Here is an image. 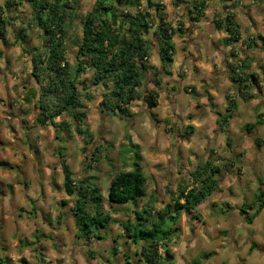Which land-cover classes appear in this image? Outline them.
I'll use <instances>...</instances> for the list:
<instances>
[{
	"label": "rangeland",
	"instance_id": "1",
	"mask_svg": "<svg viewBox=\"0 0 264 264\" xmlns=\"http://www.w3.org/2000/svg\"><path fill=\"white\" fill-rule=\"evenodd\" d=\"M15 1L16 6L10 8L7 15L11 21L17 22L11 25L7 32L6 43L3 44L0 40V109L2 111L0 113L3 114L1 117L9 118V121L4 122L0 118V126L8 127L16 118L21 127L17 128V125H14L16 130L12 131L11 140L0 135V141L2 139L6 144L12 146L13 141L17 143V149L8 147L6 151L4 150V155L0 153V160L16 157L20 153L18 148L26 152L27 150L23 146L29 143L30 150L33 151L38 162L35 167L36 172L33 173L30 168L25 175H45L44 168L51 169L52 166L58 168L54 175H63L61 167L63 162L65 165H69L73 175H78V177L96 176L97 184L104 197L102 205L117 222L99 229V238L94 239L89 246L93 257L91 258L88 254L90 263L134 264V253L138 247L131 242V239L117 236L122 231L120 223L127 220L132 221L134 215L130 213V210L140 211L152 194L155 197L153 208L155 210L162 209L170 201L167 189L174 191L180 180L187 181L189 173L194 171L197 165L212 159L218 164H227L218 180L219 188L199 206L197 210L200 216L199 220H192L189 214L181 213L180 219L174 226L177 227V231L172 234L171 242L168 243V249L172 254L171 264H187L192 259L196 260L198 264H233L234 261L235 264H242L241 258L243 257L244 264H264V260L260 256V253L264 254V209L254 219L253 225L246 222L237 224L238 220L243 218L238 213L241 206L244 203H252L256 194L264 195V149L254 146L253 142L256 136L264 138V47L261 43V39L264 40V0L207 1L206 14L202 18L203 20L201 19L202 24L195 30V34L193 31L197 26L193 24L192 20L195 11L191 8V0H150L159 7L157 11L164 15L166 22L171 24L174 29L181 30L180 34L176 32L172 37L174 53L173 63L169 68L171 75L161 78V89L158 90L157 96L158 106L153 108L154 110H149L145 103L137 101L127 107V113L132 115L130 118L122 117L120 114H102L99 101L103 90L100 87H91L92 71L89 69L77 78L78 83L83 82L86 86L91 87L93 94L91 102L83 103L86 126L92 133V141L88 144H85L83 139L74 133L70 137L60 130L54 132L51 126L36 125L34 120L35 100L32 99L29 102L25 100L31 89H37L36 84L29 76L30 64L27 52L38 46L41 33L28 24L31 18V9L28 3L23 0ZM4 2L5 0H0V5H3ZM141 3V8H144L146 0H141ZM93 4L94 0L80 1V6L74 13L68 36L63 42L64 54L71 70L76 65L74 56L81 37L80 17L90 11ZM117 7L119 12H122L118 5ZM226 9L234 15L240 40L227 46L229 50L224 49L226 46L223 45L222 38L216 39L215 37L214 42H211L215 48L222 47L224 53H228L225 61L226 68H221L219 60L221 55L217 51L212 52L211 48L208 49L201 37H204L202 31L207 30L204 25L208 24L214 27V21L220 20ZM129 11L131 14L134 13V10ZM154 12V10H149L150 14ZM121 19L122 17L119 18V21ZM20 23L28 25V37L24 44L15 40ZM153 29L152 27L148 35H145V38L151 41L152 52L148 62L149 65L158 67L157 42L152 38ZM195 45H198V49L200 48L202 51L203 64L208 62V55L214 56L216 64L213 69L205 70L204 67L198 68L193 64L196 57ZM232 49L235 56L230 53ZM243 59L248 63L247 73L255 76L258 87V90L256 88L252 90L254 98L248 101H244L236 93V86L231 80L233 74L229 69L230 65L239 64ZM199 76L203 78L199 82L200 84L196 80V77ZM195 84L201 88L200 92H196ZM151 89H153L152 84L146 78L139 91L147 94ZM226 93L234 97L236 108L233 110L231 119L222 129L216 123L215 113H225ZM24 109L32 113L22 114L19 117V112L22 113ZM202 111L205 113L199 117L198 127L194 129L193 117H197ZM150 112L155 116V120H151L148 116ZM64 120H67V117L63 116L55 121ZM258 120L261 121V125L256 124ZM246 124H254V126L250 131H247L244 129ZM190 127L192 128L190 129ZM4 143L2 142L3 146L6 145ZM58 151L61 152L60 155ZM20 154L19 158L22 156ZM26 157L28 160L27 155ZM32 157L30 155L31 160ZM43 160L46 162V166H42ZM134 162L139 165L135 167ZM88 164H90L89 168ZM132 168L139 169L145 175L146 196L132 208L128 205L115 206L112 211L105 199L109 182L117 172ZM2 171L3 169L0 167V181L3 182ZM27 179L29 180L16 175L11 182L21 181V184H17L16 188L23 189L24 184L28 185V182H32L29 176ZM56 180L58 179L55 177L51 181L53 187H56ZM43 182L45 181H39L41 185ZM261 182L263 184L260 185ZM54 196H59V193L55 191ZM59 197L55 201H49L44 194H40V199L45 201V207H42L41 210L44 218L52 219L53 210L57 214L64 211L61 215L67 212L66 217L72 216L73 198L65 194ZM29 200L21 191L19 195L14 194L11 202L7 201L8 209L11 208L10 214L1 220L9 230L13 229L8 233L10 241L19 232L16 226L11 228L13 224L11 220H15V216H20L26 225L29 221L28 215L39 219L37 217L39 204H32ZM214 204H218L224 209L221 211V215L215 216L221 212H213ZM228 205L233 207L228 210ZM256 207L254 205L250 213ZM232 210L236 211L232 212ZM70 218L68 217L67 221L68 225L71 223L72 226L64 223L63 233H60L65 239L73 236L74 224ZM64 219L62 216L60 223H63ZM20 231H22L21 228ZM76 233L77 231L74 233V240ZM23 236L28 237L31 241V249L36 250L42 247L37 233L33 232L28 236L23 230ZM5 237H7L6 234ZM52 238L55 240V236ZM254 240L256 245L252 249L254 251L252 255L246 256ZM6 241H8L7 238ZM75 242L77 243V241ZM6 245L8 244L6 243ZM78 245L88 246L85 240H81ZM1 247L3 250L4 244ZM113 248L117 249L114 255L111 251ZM1 249L0 257L5 259L6 252ZM159 253L163 255L164 250L159 249ZM85 254L87 255V253ZM17 255V253L14 254L15 257ZM26 258L31 264H40L41 261L33 256H26ZM41 262L49 264L46 261ZM15 264L21 263L16 260ZM72 264H76V262L72 261Z\"/></svg>",
	"mask_w": 264,
	"mask_h": 264
},
{
	"label": "trees",
	"instance_id": "2",
	"mask_svg": "<svg viewBox=\"0 0 264 264\" xmlns=\"http://www.w3.org/2000/svg\"><path fill=\"white\" fill-rule=\"evenodd\" d=\"M23 1L27 2L31 9L28 24L41 33L38 46L27 52L30 64L29 76L37 89H31L25 100L27 102L35 100L36 125L51 126L54 132L60 130L70 137L74 133L82 138L85 144L90 143L92 133L86 126L83 103L92 101L91 87H100L103 90L99 101L102 114H120L122 117L130 118L132 115L127 113V107L133 102L142 101L149 110L157 105L161 78L171 75L169 68L174 53L172 37L176 32L180 34L181 30L174 29L166 22L164 15L157 11L159 7L150 0H146L144 8H141V0H94L91 10L80 17L81 37L74 56L76 65L72 70L64 54L63 42L68 36L74 13L80 6L81 0ZM15 2V0H5L4 4L0 5V40L3 44L6 43V34L11 25L17 22L11 21L7 15V11L16 6ZM190 3L192 10L195 11L192 20L198 21L204 14L206 0H191ZM117 5L122 12H119ZM129 10H134V13L131 14ZM149 10L155 12L150 14ZM120 17L122 19L119 21ZM27 26L23 23L18 25L15 40L21 41V44L27 40ZM152 27L154 28L152 38L157 42L158 67H153L148 62L152 52L151 41L146 39L145 35H148ZM214 28L226 34L222 39L224 46H231L240 40L234 15L227 9L220 20L214 21ZM261 43L264 47L263 39ZM230 53L235 56L233 49ZM89 69L92 71L91 87L83 82H77L79 75L85 74ZM229 69L233 74L231 80L236 86L238 96L244 101L253 99L252 90L254 88L258 90V87L255 76L247 73L246 60L230 65ZM146 78L153 87L147 94L139 91ZM225 100V113H215L216 123L222 129L227 125L236 108V100L232 95L226 93ZM63 116L67 117V120L55 121ZM148 116L151 120H155L153 113H148ZM256 124L262 123L258 120ZM253 126L254 124H246L244 129L250 131ZM254 144L256 147L262 146V138L256 136ZM58 154L60 155L61 152L58 151ZM138 165L134 162L135 167ZM226 165L208 159L189 173L187 181L180 180L174 191L167 189L170 201L162 209L153 208L155 197L152 194L140 211L130 210L134 218L132 221L120 223L122 231L117 236L131 239V242L138 247L134 253V264L165 262L171 264L172 254L168 249V243L171 242L172 234L177 231V227L174 226L180 219L181 213L189 214L191 219H198L199 215L194 210L218 189V180L225 171ZM89 166L90 164L87 165L88 168ZM0 167L12 168L5 161H0ZM61 167L64 193L74 198L71 213L77 231L75 238L83 237L87 240L99 238V229L117 221L102 205L104 197L96 176L76 177L63 162ZM146 187V177L139 169L132 168L117 172L107 188L105 199L108 207L112 211L115 206L134 207L146 196ZM254 205L257 207L250 213ZM262 209H264V195L260 193L255 195L252 203H244L239 209V214L244 222L251 224ZM255 246L252 242L249 250ZM159 249L164 250L163 255L159 253ZM116 250V248L111 250L113 255ZM0 264L10 263L0 258ZM187 264H198V262L192 259Z\"/></svg>",
	"mask_w": 264,
	"mask_h": 264
},
{
	"label": "crops",
	"instance_id": "3",
	"mask_svg": "<svg viewBox=\"0 0 264 264\" xmlns=\"http://www.w3.org/2000/svg\"><path fill=\"white\" fill-rule=\"evenodd\" d=\"M192 1H195V0H192ZM207 1L211 2V0H206V2ZM218 1L222 2L223 0L222 1L218 0ZM205 12H206V8L204 10L203 16L200 17L198 21L193 22V24L197 26L196 28H194V31H193L194 34L196 32L195 30H197V28L201 26V24H202L201 22L203 20L202 18H204L205 14H206ZM204 26H206L205 28H207V30L205 29V30L202 31L204 37H201V38L204 41L205 46L208 47V49L211 48V50H213L212 52H216L217 51L219 53V55H221V58L219 59L221 68H226L225 61L227 59L226 55H228V53H224V50L222 49V47L215 48L212 45V43H211L212 41L214 42V38L215 37H216V39L217 38H222L223 39L225 37V34L222 31L215 30V28L213 26H211V25L207 24V25H204ZM213 44H215V43H213ZM195 46H196L195 47L196 48V57L193 60V64L195 66H198V68L199 67H204L205 70L213 69L214 65L216 64L215 63L216 61L213 58L214 56L208 55V58H209L208 62L203 64L204 60H203V56H202V51H201L200 48L198 49V47H199L198 45H195ZM224 49L229 50V47L226 46ZM202 79L203 78L201 76L196 77V80H197L198 83L200 81H202ZM195 87H196V92H200L201 88L199 87V85L196 86V84H195ZM157 106H158V103L154 107V109L157 108ZM0 112H2L1 109H0ZM29 113H32V112L26 111V109H24L23 112L22 113L19 112L18 115L20 117V115L22 116V114L27 115ZM153 113H154V111H153ZM204 113L205 112L202 111L197 117H193L194 119L192 120V123L194 124V129H196L198 127V123H199V120H200L199 117L203 116ZM2 115L3 114L0 113V118H1L2 122L9 121V118L1 117ZM14 125H17V128L21 127L20 126L21 124H19V121L16 118L12 122V125H10L12 127H10V126L3 127L4 125H1L0 126V135L4 136L7 139L9 138L11 140V138L13 136L12 131L16 130L15 129L16 127ZM7 133H9V135H7ZM262 141H263V144L259 148L262 147V150H263L264 149L263 148V146H264V138H262ZM2 142L4 143L5 141L2 140V139L0 141V151H1L0 153L2 155H4V150L6 151V149L8 147H13L14 149L15 148L17 149V147H16L17 143H15V141L12 142V146L10 144H6V143H4V145L5 144L6 145L3 146ZM24 145L25 146H23V147L26 148V150H27L26 152L21 151V149L18 148V152H20L22 154L18 153L17 156L14 157V158H11V157L8 158L7 157V159L6 158L5 159L1 158L2 160H0V161L7 162L8 165L10 167H12L10 169H6V168L1 167V169H3V171L1 172V174L3 175V178H2L3 182L0 181V224L2 225V227L0 225V232H1L0 247L4 244V249L5 250L1 249L3 247H1L0 249H1V251H5L6 252V256H5L4 260L9 262L10 264H15L16 260H19V262L21 264H31L30 261L28 260V258H26V256L27 257H32L33 256L35 259H38L39 261L41 260V261H44V262L45 261L49 262V264H72V261H75L76 264H91L90 263V257L91 258H93V257H92L91 248L89 246L91 245V242L94 240L93 238H90V239L87 240V239H85L83 237H80L78 239L75 238V240H74V233L76 231L74 225H73L74 228L72 230L73 236L70 235L71 237L65 239L64 237H62V235H60V233L61 234L63 233V231H62L63 230V224L64 223H66L67 225L69 224V222L67 221L68 217H71L70 218L71 222H72V224H74V221H73L74 219H73L72 216H67L66 217L65 214H67V212L64 213V215H61V214H63L64 211L61 212V213L59 212L57 214V213H55V210L52 211L53 212L52 219H46V218H44L42 216V212L43 211H41V210H42V207H45V201L40 199V194H44L47 197V200H49V201H55V199L60 198L59 197L60 195L65 194L64 190H63V187H62L63 175H54V172L56 170H58V168H54V166H52L51 169L49 167L44 168L45 169V171H44L45 175H33V176L32 175H25L27 170H29L30 168H31V171H33V173L36 172L35 167L37 166V162L38 161H37L33 151L30 150V144L26 143ZM254 146H255V144H254ZM19 154H20V156L22 155L21 158L18 157ZM26 155L28 156V160H27ZM30 155L33 156L32 160L30 159ZM30 161H32V163H30ZM44 165L46 166V162H44V160H43L42 161V166H44ZM66 166H67L68 170L71 172V170L69 169L70 168L69 165H66ZM16 170H19V171L17 172ZM31 171H30V174L32 173ZM16 175H19L20 178L24 177L25 180H29V179H27V176H29L31 178L32 182H28V185L24 184V188L23 189H18V188H16V185L17 184H21V181L18 182V183H12L11 182V180ZM74 176L78 177V175H74ZM55 177L58 180H56V187L55 186L53 187L51 185V181L53 179H55ZM39 181H45V182H43L42 185H41L39 183ZM218 188H219V184H218ZM21 191L24 193V195L27 196L28 199H30L29 201L32 204L33 203L39 204L40 207L37 210V214H38L37 217L39 219H37L36 217H33V216L31 217L30 215H28L27 218H28L29 221H28V225H26L25 222L21 220L20 216H17V217L15 216V220H11L13 222V224L11 225V228H13V226L14 227L16 226L18 228L19 232L18 233L16 232L17 234H16L15 238L13 240L11 239V241H10V238L8 237V233L12 232L13 229L9 230L7 225L4 226L2 224V220L1 219L6 217V215L10 214L9 210L11 208L8 209L9 206L7 204V201L10 200V202H11V198L14 196V194H18L19 195ZM55 191H57L59 193V196H54V192ZM68 197H72V196H68ZM37 200H38V202H35ZM73 202H74V198H73ZM62 204H65V202H62ZM200 205H198L196 207V209L194 210V212L196 214H198L197 210H198ZM213 206H214L213 212H216V213L219 212L220 213L221 211H224V209H222V206H219L218 204H216V205L214 204ZM62 207H64V206H62ZM232 207L233 206L228 205V210L231 209ZM64 209H65V207H64ZM235 211L236 210H232V212H235ZM238 213H239V211H238ZM221 214H222V212L220 214L217 213V215H215V216H218V215H221ZM62 216H64L65 219H64L63 223H60V221H61L60 218ZM199 217H198V219H192V220H199L200 219ZM255 218H257V217H255ZM242 220H243V218H242ZM242 220H238L237 224H239L241 222L244 223V220L243 221ZM55 224H56V227H55ZM253 224H254V220L252 221V223L250 225H253ZM24 225H25V227H24ZM70 225H71V223H70ZM70 225H68V226H70ZM68 226H67V228H68V232H69V227ZM46 227H48V228H46ZM227 227H229L228 224H227ZM20 228L22 229V231H20ZM23 230L28 234V236L30 234H32L33 232L37 233V235L40 238V242H42V247H40L39 249H36V250L31 249L32 248L31 247L32 243L30 244L31 241L28 239V237H26V236L24 237L23 236ZM5 234H6L7 237H5ZM52 236H55V240L52 238ZM6 238L8 239V241H6ZM62 239H64V240H62ZM81 240L82 241L85 240V243L88 244V246L87 245H83V246L78 245ZM74 241H77V243L76 242L74 243ZM252 242H255V240L252 241ZM6 243L8 245H6ZM190 243L192 244V241H190ZM11 246H13V247L10 248ZM87 247H89V248L86 249ZM253 251L252 250L248 251V254L246 256L252 255ZM84 252L87 253V255ZM15 253L18 254L16 257L14 256ZM88 254H90V257L88 256ZM260 256L264 260V254L260 253ZM1 259H3V258H1ZM241 259L243 260L242 264H244V261H245L244 257L241 258ZM41 261H40V264H43V262H41ZM233 264H235V261H234Z\"/></svg>",
	"mask_w": 264,
	"mask_h": 264
}]
</instances>
